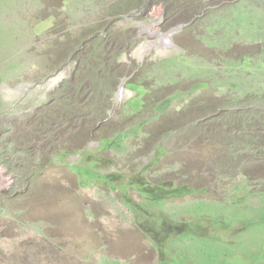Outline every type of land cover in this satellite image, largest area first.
Masks as SVG:
<instances>
[{
	"label": "rangeland",
	"instance_id": "1",
	"mask_svg": "<svg viewBox=\"0 0 264 264\" xmlns=\"http://www.w3.org/2000/svg\"><path fill=\"white\" fill-rule=\"evenodd\" d=\"M240 1L224 0V7L220 8V0H157V4L147 7H151L150 12L144 10L142 15H125L119 19L120 17L108 15L101 9L95 12L96 0H0V95L3 103L0 127L11 117L6 115V112H11L17 117L32 116L47 103L51 92L73 76L74 65L59 71L44 83L37 84L33 79L41 60L31 47L38 41V36L50 32V28H53L58 19V12H61V20H68L71 27L82 29L89 25L103 28L109 16V34L112 37L121 36L122 41H117L116 45L119 44L128 50L121 58L124 64L135 60L139 65H143L168 58L171 59L166 62L167 65L186 63L181 72L187 78L178 75L179 80L172 82L169 77L171 83L165 86L157 85L152 93L156 94L157 90H160L159 99L177 90L188 91L198 83L208 81L206 70L210 73L209 78L215 77L219 86L222 81L228 79L251 87L255 84L251 78L253 75L258 76V73L263 75H259V84L263 85L264 74L259 67L249 68L252 62L249 54L260 53L264 49V10L254 12L253 7L247 10L248 6L251 7L248 5L247 11H241ZM107 3L113 4L114 0ZM262 3L264 0H256V3L250 0V4ZM228 9H231V13L227 12ZM218 10L222 16L230 14L231 18L229 16L226 21H223L226 17L219 21L211 20L219 14ZM167 11L169 22L172 24L168 30L165 29ZM176 18H180L179 22L175 21ZM211 25L214 26L212 29ZM62 30L74 32L73 29ZM170 33L173 46L167 47L165 36ZM206 38L212 45L228 43L226 46L229 47L225 51L209 45L210 48ZM253 39H261L263 43H251L255 41ZM253 59H256L255 64L258 65L264 62V57ZM212 66L216 69L213 70ZM238 77L241 78L236 80ZM128 82L129 78L121 80L108 117H105L100 128L101 136H107L109 131L106 129L110 127L113 131H118L130 113L125 103L135 97L136 92L125 88ZM218 85L210 87L207 91L215 89L212 92L219 91L221 94L218 95L222 97L229 89L227 86ZM250 90L252 89H246ZM190 95L191 98L196 96ZM143 98L144 92H141L137 99L141 103ZM183 103L177 101L175 109H180ZM152 107L153 104L147 109L148 112L138 114L136 120L147 118L150 112L152 113ZM151 129L158 131L162 128L157 122ZM42 136L32 138L38 144L35 155H38V158L43 157L44 161L49 158L55 145L49 141L53 137ZM9 137L10 133L5 134V138ZM154 138V143L165 147L169 152H183L180 155L175 154L171 160L173 162L182 159L183 163H188L198 152H202L201 148L196 152L192 151L194 144L191 143L190 149L185 150L176 134H159ZM97 145V141H93L87 146L94 148ZM85 147L86 145L83 148ZM64 148L62 143H59L56 151L60 152ZM101 155L108 158L117 157L109 151H104ZM148 156L141 157L142 163H136V166L144 167ZM77 158L79 157L72 156L67 161L73 163ZM117 159L123 164V172L130 175V164L126 159ZM31 160V154L25 152L20 161ZM166 160L163 158L159 164L151 167L149 173L153 179H165ZM43 161L40 163L41 169L36 184L32 180L28 189L31 192L34 190L33 196H39L42 190L45 192L47 199L43 198L42 191L36 200L37 215L48 224L40 223L43 224L40 233L30 228L25 233L21 232L20 221L27 225L24 228L35 226L38 221L37 218L33 221L27 218L29 215H36V207L33 201L26 198L22 201V209L28 210L24 215L10 216L13 209H10V214L0 212V264H264V196L231 198L233 184L218 180L213 186L218 185L219 189H212L205 194L201 192L168 199L163 206L164 211L176 220L209 217L215 222L224 221L229 227L210 226L208 235H200L194 231L184 233L181 238L172 240L170 247L164 248L166 260L160 261L159 250L135 226V216L126 207L119 191L109 192L101 187L81 188L72 180L73 174L66 167L53 165L44 168L48 161L46 165ZM22 171L24 170H20ZM24 173L26 174V170ZM258 173H264V168ZM200 177L203 183L214 182L209 172ZM191 178L193 179L194 175ZM243 180L245 185V179ZM190 183L196 184L193 180ZM16 184L17 176L0 166V198L10 194L12 186ZM177 184H182L179 178ZM130 192L133 200L140 202L141 195L134 190ZM211 194L222 199L226 196L227 199H211ZM237 194L240 195V192ZM16 208H19V204H16Z\"/></svg>",
	"mask_w": 264,
	"mask_h": 264
},
{
	"label": "trees",
	"instance_id": "2",
	"mask_svg": "<svg viewBox=\"0 0 264 264\" xmlns=\"http://www.w3.org/2000/svg\"><path fill=\"white\" fill-rule=\"evenodd\" d=\"M96 1L95 12L101 9L108 15L120 17L119 19L125 15H142L145 13L144 10L150 12L151 7H147L157 4V0H114L113 4L107 3L109 0ZM247 3H250V0L239 2L241 11H246L244 5ZM249 9L253 8L248 6L247 10ZM227 12L231 13V9ZM167 13L168 11L165 14L166 30L172 26ZM218 13L211 20L219 21L226 17L223 20L226 21L229 16L231 18L230 14L222 16L220 10ZM60 14L61 12H58V19L53 28H50V32L38 36V41L31 47L41 60L33 79L37 84L44 83L59 71L74 65L73 76L64 80L54 92H51L47 103L32 116L9 117V121L3 122L0 127V166L18 178V184L12 186L10 194L0 198V212L10 214V209H13L10 216L24 215L28 212L27 208L22 209L24 198L33 201L36 207V215H29L27 218L31 219L30 221L37 218V225L24 228L27 225L20 221L21 232L25 233L30 228L40 233L43 228V224L40 223L48 224L37 215L36 200L43 190L39 196H33L34 190L31 192L28 189L32 180L36 184L41 169L40 163L43 161V157L38 158V155H35L38 144L32 136L53 137L49 141L55 147L51 150L49 158L43 161L45 165L48 161L44 168L53 165L66 167L73 174L72 180L81 188L101 187L109 192L119 191L126 202V207L135 216V226L159 250L160 261L166 260L164 248L170 247L171 241L181 238L184 233L194 231L200 235H208L210 226L229 227L224 221L215 222L209 217L176 220L164 211L163 206L168 199L201 192L205 194L212 189H219L220 186H213L218 180L233 184L231 198L244 199L247 195L264 196V173H258L264 168V84H259L260 73L258 76H252L251 80L255 81V84L251 87L228 79L222 81L219 86L215 77L209 78L210 73L206 70L208 81L198 83L188 91L177 90L159 99L160 90H157L156 94L152 93L158 84L165 86L171 83L169 77L172 78V82H177L178 75L187 78L181 72L186 65L185 62V65L179 62L167 65L166 62L171 59L168 58L143 65H139L135 60L124 64L121 58L128 50L119 44L116 45L117 41H122L121 36L112 37L109 34L107 30L110 26L109 16L103 28L89 25L82 29L71 27L68 20L60 19ZM179 20L180 18L175 19L176 22ZM221 26L220 24L219 28ZM213 27L211 25V29ZM62 29H73L74 32H64ZM253 40L255 41L251 43H263L261 39ZM205 41L207 46L211 45L220 51H225L229 47L226 46L228 43L215 46L207 38ZM249 55V59L252 60L249 68L259 67L264 74V62L258 65L255 64L256 59H253L263 58L264 49L260 53L254 52ZM245 59L246 57L244 61ZM212 67L213 70L216 69L215 66ZM196 68L198 70V66ZM125 78L130 80L125 88L136 92V96L125 103L130 113L118 131H113L110 127L106 129L109 134L101 136L100 128L105 117H108L121 80ZM215 85L227 86L229 90L225 91L222 97L218 95L221 92H212L215 89L207 91ZM247 88L252 90L246 91ZM141 92H144V98L140 103L137 97ZM190 94L196 96L191 98ZM177 101L184 102L180 109H175ZM151 104L152 113L150 112L147 118L136 120L138 114L148 112ZM2 108L0 95V114ZM157 122L162 129L155 131L151 126ZM8 133L10 137L5 138V134ZM159 134L162 136L176 134L185 150L190 149L191 143L194 144L192 151L196 152L201 148L202 152H198L188 163H183L182 159L173 162L171 160L175 154L180 155L183 152L176 150L169 152L165 147L154 143V137ZM93 141H97L98 145L89 148L87 145ZM59 143L65 148L57 152ZM104 151L115 153L117 157L102 156ZM25 152L31 154L30 162L20 161ZM146 155H149L148 162L142 168L137 167L136 163H142L140 158ZM72 156L79 158L70 163L67 160ZM119 157L126 159L130 164V175L123 172V164L117 159ZM163 158L167 159L165 179L157 181L149 171ZM20 170H26V174ZM206 172L211 174L214 182L209 184L201 182L200 176ZM178 178L182 182L181 186L177 184ZM192 180L194 184L200 181L192 185L190 183ZM40 185L43 186L41 183ZM130 190L141 195L140 202L133 200ZM237 192H240V195ZM42 196L47 199L44 191ZM211 196V199L220 201L227 199L226 196L223 199L216 195ZM16 204H19V208H16Z\"/></svg>",
	"mask_w": 264,
	"mask_h": 264
},
{
	"label": "clouds",
	"instance_id": "3",
	"mask_svg": "<svg viewBox=\"0 0 264 264\" xmlns=\"http://www.w3.org/2000/svg\"><path fill=\"white\" fill-rule=\"evenodd\" d=\"M242 1V0H241ZM240 1V2H241ZM252 2L253 3H256V0H252ZM223 3H224V0H220V3H219V5H220V8L221 7H224L223 6ZM263 4L264 3H262V4H250V3H247V5H244V10H246V7L248 6V5H250L251 7H253L254 8V12H259V11H263L264 9H263ZM247 11V10H246ZM162 20H160V22H161ZM159 33V32H158ZM169 35H172V33H170ZM166 36H168V35H166ZM165 36V37H166ZM171 39H172V36H171Z\"/></svg>",
	"mask_w": 264,
	"mask_h": 264
},
{
	"label": "water",
	"instance_id": "4",
	"mask_svg": "<svg viewBox=\"0 0 264 264\" xmlns=\"http://www.w3.org/2000/svg\"><path fill=\"white\" fill-rule=\"evenodd\" d=\"M171 36L172 35H168V36L165 37V44H166L167 47L173 46Z\"/></svg>",
	"mask_w": 264,
	"mask_h": 264
},
{
	"label": "crops",
	"instance_id": "5",
	"mask_svg": "<svg viewBox=\"0 0 264 264\" xmlns=\"http://www.w3.org/2000/svg\"><path fill=\"white\" fill-rule=\"evenodd\" d=\"M4 112H5V110H4ZM6 115L8 114L9 116H11L10 118H18L17 116H15V115H13L11 112H6L5 113ZM18 115V114H17Z\"/></svg>",
	"mask_w": 264,
	"mask_h": 264
}]
</instances>
